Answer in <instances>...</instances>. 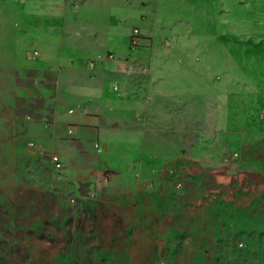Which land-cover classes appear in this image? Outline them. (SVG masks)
Masks as SVG:
<instances>
[{
  "label": "rangeland",
  "instance_id": "obj_1",
  "mask_svg": "<svg viewBox=\"0 0 264 264\" xmlns=\"http://www.w3.org/2000/svg\"><path fill=\"white\" fill-rule=\"evenodd\" d=\"M160 4V29H190L182 67L202 71L187 102L214 103L195 160L187 143L158 161L127 132L97 151L51 128L31 68L55 35L33 0H0V264H264V0Z\"/></svg>",
  "mask_w": 264,
  "mask_h": 264
},
{
  "label": "crops",
  "instance_id": "obj_2",
  "mask_svg": "<svg viewBox=\"0 0 264 264\" xmlns=\"http://www.w3.org/2000/svg\"><path fill=\"white\" fill-rule=\"evenodd\" d=\"M33 2L35 16L45 22L41 32L55 35L42 45L44 53L33 54L42 58L31 68L49 81V126L78 145L95 144L97 151L101 139L127 132L136 146L162 148L158 161H183L164 147L188 145L199 115L201 127L213 123L208 108L214 103L205 114L186 100L198 94L188 83L192 72L202 78L197 68L182 67L192 47L190 29H160L161 0ZM190 61L198 64L197 57ZM191 148L183 154L195 160Z\"/></svg>",
  "mask_w": 264,
  "mask_h": 264
},
{
  "label": "built area",
  "instance_id": "obj_3",
  "mask_svg": "<svg viewBox=\"0 0 264 264\" xmlns=\"http://www.w3.org/2000/svg\"><path fill=\"white\" fill-rule=\"evenodd\" d=\"M52 161L56 163V166H57V167L60 166V163L58 162L57 158H53Z\"/></svg>",
  "mask_w": 264,
  "mask_h": 264
}]
</instances>
